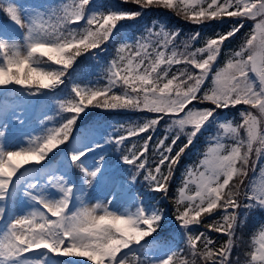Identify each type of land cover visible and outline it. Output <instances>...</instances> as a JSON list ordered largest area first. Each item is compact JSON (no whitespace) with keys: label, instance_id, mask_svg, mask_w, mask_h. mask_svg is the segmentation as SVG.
<instances>
[{"label":"snow or ice","instance_id":"1","mask_svg":"<svg viewBox=\"0 0 264 264\" xmlns=\"http://www.w3.org/2000/svg\"><path fill=\"white\" fill-rule=\"evenodd\" d=\"M129 3L138 10L103 9L93 0L50 5L0 0V120L11 116L20 123L25 103L56 96L78 59L99 58L125 20L154 7L198 26L235 18L228 30L205 37L199 47V31L177 44L180 29L154 22L139 37L116 45L103 83H72L39 133L14 148L0 143V221L7 217L0 228V264H264V225L249 237L243 259L233 258L242 243L238 229L250 212H264V0H119ZM245 20L254 22L252 28L217 66L225 43ZM17 96L24 103H15ZM194 102L211 107H189ZM241 105L247 107L239 111V122L220 115ZM91 109L151 115L121 124L103 143L77 140L63 159L48 164L72 142L75 125ZM165 118L169 122L150 161L154 133ZM209 126L214 133L172 198L183 246L166 245L162 255H150V238L160 229L164 210L146 205L139 193L123 209L111 207L118 193L107 202H89L86 189L111 183L130 191L141 178L147 194L167 197L182 156ZM142 136L143 143L123 147ZM105 144L122 151L119 176L104 167V156L89 160ZM10 201L26 210L11 215ZM217 212V219L204 224ZM200 225L203 231L193 230ZM210 232L226 239L217 247Z\"/></svg>","mask_w":264,"mask_h":264},{"label":"rangeland","instance_id":"2","mask_svg":"<svg viewBox=\"0 0 264 264\" xmlns=\"http://www.w3.org/2000/svg\"><path fill=\"white\" fill-rule=\"evenodd\" d=\"M96 1L97 0H95L93 3H95ZM112 1L114 2V4L118 5L116 0H112ZM28 2L33 3V4H37V5H50V4L58 3L59 0H28ZM94 6L99 7L98 5H94ZM154 22H156L157 25L162 24V25L167 26V24L165 22H162L161 19H155V20L151 21V23L148 24L147 26H145L144 28L139 29L135 32L126 34L125 36H123L121 38V40H119L118 42H114L115 43L114 47H111L108 50V46H107L106 50L99 54V58H95L94 64L91 67V70H92L91 73H87L85 75L77 76V78H75L73 80L69 79L70 82L65 83L64 86H62L60 92H58L57 95L54 97L53 96L43 97L40 99L39 102L32 101L31 103H25V110L23 111V115L20 116V119L23 120L24 123H20L18 120L13 119L11 116H9L8 119H6V120H0V133L3 134L2 136H0V143L5 144L9 148H14V147L18 146L19 144H21L27 136L39 133L46 125L49 124V122L45 120V117L54 115L56 101L58 99H62L64 97V95L68 93V91L71 88L72 83L75 82V83L83 84V83H88L90 81L91 82L99 81L100 83H103V79H102L103 68H104L106 62L109 61L115 55L116 45L123 42L125 39L130 41V40H133V39L139 37L142 33L145 32V30L147 28L152 27ZM234 22H235V18H225L223 21L213 20V21H210L208 23H205L203 25L198 26V25H195L193 23H189L186 21V23L191 24L189 26L188 31L184 30L183 27H178V28H170L168 26L167 27L169 29H180L181 30L180 31V37L177 40V44H180L181 41L185 40L189 34L199 31L201 33V36L195 42V46L199 47L203 43V40L205 37L213 35L217 30H220V31L228 30V28ZM253 23L254 22L252 20H245L244 26H246V30L242 34L243 36H239L238 41L232 40L231 43H233V45L229 41H227L225 43L222 54L220 55V57L217 61V66H223V64L227 58L228 52L230 50H235L240 46V44L243 42V40L245 38L246 33H248L249 30L252 28ZM122 24H123V22H122ZM175 70L176 69L174 67L173 71H175ZM70 77L71 76L69 75L68 78H70ZM9 96L11 97L12 93H9ZM14 102L15 103H24L23 98H19L18 96L16 98H14ZM193 106H195V107H211V105H209L207 103H198V102H194V104L190 105L189 107H193ZM245 107H247V106L241 105V106H238L236 108H229L228 110L221 112L220 115L222 117L235 118L236 122H239V120H240L239 111L241 110V108H245ZM231 110H236V111H231ZM132 112H134V111H132ZM150 115L151 114L145 113L141 117H137V116L132 117L130 119L123 121L122 123H101V122H99L96 125L94 124V126L91 127L89 130H84V131H81L82 128H79L73 134L74 139L72 140V142H70L66 146L65 145L61 146V149L56 151V152H58V154L56 156L52 155L53 157L52 158L50 157V159L47 163L54 165L58 160L63 159L64 152L68 151L71 148L72 143H75L77 140H80L84 143H89V144L91 142L103 143V139H102L103 137H106L108 135L113 134L114 131L120 132L119 126L121 124L126 125L129 122H135L138 120H143L144 118H147ZM168 122H169L168 119L165 118V120H163L160 123V125L157 127V129L154 133L152 146H150V150H149L150 161L155 158L153 155L155 142L157 139H159L164 134V131H165V128H166ZM5 125H6V127H5ZM211 133H214V126H209L208 131L204 132L203 135H200L197 137V139H201V143H202V145H200V144L196 145L199 148L198 153H196L195 155L192 156V157H194L192 162H188L184 165L183 170L180 173V175H178V177H175V176L173 177V179L177 178V181H176L177 182V188L180 186L182 174L184 173L185 169L190 165H194V164L198 163V161L201 157V154L205 150L209 135ZM120 134H122V132ZM195 141H194V143H195ZM183 142H184V139L182 137L180 143H183ZM133 143H136V144L143 143V136L139 137V138H136V137L130 138L128 141L125 142V145L123 147L126 149L127 147H130ZM194 143H193V145H194ZM116 151H118V153H120L122 155V151L117 150L115 145L105 144L102 148L96 149V151L93 152L89 156V160H91L92 157L99 158V156H104L105 157L104 167L106 169H108L110 172L119 176V174L124 169L121 167L120 161H117L116 164L112 163L113 160L116 158L115 156H113V154ZM181 160H182V158H181ZM181 160H180V162H181ZM262 162H264V161H262ZM136 185H140L139 182ZM135 186H133L131 188V190L129 191L127 186L124 189H120L119 184H117L116 187L114 188L111 183H101V184L95 186L94 188L86 189L85 195L87 196L90 203H94L96 200H101V201L107 202L108 199H112L113 196H116L118 193L119 195L113 201V204L111 205V207H113L114 209H123V208L129 206V204L131 203V197L136 194V192L134 190ZM157 196H158V198H157V202H158L160 200L159 199L160 195H157ZM163 197H165V196L163 195ZM145 204L151 205V203H149L148 201H146ZM152 206L156 207V205H152ZM169 208H170V206L167 203L166 209H163L164 210V219L161 223H163V225L169 226L171 228H175V235L177 237V240L176 241L175 240L170 241L169 243H166V241H164V239L161 238V236H160V238H159V236L150 238V241L154 242L153 252L150 253V255H162L163 254L162 249L166 245L180 244L181 246H183V238H182L183 230H181L179 228L178 223L174 219L175 208L171 212H169ZM8 210H9V213L11 215L15 216V215L22 214V212L26 209L24 208L23 203L17 202L15 204H13L10 201L8 204ZM219 215H220V213L217 212L212 217H206L204 219V224L210 223L212 220L217 219L219 217ZM6 219H7V217L5 218V221H6ZM5 221H0V228L3 227V224ZM261 225H264V217L258 223L259 227ZM193 230L197 231V232L203 231L204 226L203 225L196 226ZM209 235L217 240V242H218L217 247L219 246V242H222L224 239H226V237H224L222 235L215 234L214 232H210ZM60 259H61V261H70L74 258H60Z\"/></svg>","mask_w":264,"mask_h":264},{"label":"trees","instance_id":"3","mask_svg":"<svg viewBox=\"0 0 264 264\" xmlns=\"http://www.w3.org/2000/svg\"><path fill=\"white\" fill-rule=\"evenodd\" d=\"M116 2L118 3V6L124 7L126 9L138 10V6L135 4L129 3V4H124V5H119V0H116ZM95 4L104 9H106L108 6L116 5L114 4L112 0H97ZM155 19H161V21L165 22L167 26L170 28L183 27L184 30L186 31L189 30V26L191 25V24L186 23V21L180 16L175 15L174 12L171 10L154 7L149 10H146L142 16L136 19L123 21V24L121 25V29L117 33V38L115 39V41L110 42L107 45L108 50L111 47H114L115 45L114 42H118L126 34L132 33L139 29L144 28L145 26L150 24L151 21ZM245 30H246V26H244L233 38H231L228 41L230 43L232 40L238 41L239 36H243L242 34L245 32ZM231 44L233 45V43ZM94 60L95 58L88 56V55L80 57L76 65L74 66V70H71V74H70L71 77L67 78L65 80V83H69L70 80L77 78V76L91 73L92 72L91 67L94 64ZM231 111H236V110H231ZM143 114L145 113L132 112V111H104L101 109H91L87 112V114L83 115L82 119L78 120L77 124L75 125L74 131L75 129L78 130L79 128H82V130L84 129L89 130L91 127L94 126V124L96 125L99 122L101 123H122L123 121L130 119L132 117H136V116L141 117ZM198 144L202 145L201 139H196L194 145L190 146V148L186 150L185 154L182 157L181 162L179 163V166L175 169V175H174L175 177H178V175H180L186 163L193 161L194 157L192 156L198 153L199 151L198 146H196ZM57 154L58 152H56L55 155L53 156H56ZM53 156H51V158ZM113 156H115L116 158L113 160L112 163L116 164L117 161H119V157L121 156V154L118 153V151H116L113 154ZM176 181H177V178L173 179L170 182V187L167 193V197H163V195L160 193H152L150 195L147 194L148 189H147L145 182H143L142 178L139 181L140 185H136L134 190L136 191V194L139 193L141 196L144 197L145 202L148 201L149 203H151V205H156V207L166 209V205L168 203L170 206L169 212H171L175 208L172 198L176 195V190H177ZM157 195H160L159 196L160 200L158 202H157V198H158ZM263 217H264V212H261L259 210H254L249 213L246 223L241 228L238 229V235L242 238V243L240 247H237L236 249H234L233 258H235L237 254H239L241 259H243V252L247 248L249 237L256 230L259 229L258 223ZM156 235H159V236L161 235V238H163L164 241L166 242H169L170 240H175V241L177 240V237L175 235V228H171L169 226L163 225V223H161L160 229L153 236H156Z\"/></svg>","mask_w":264,"mask_h":264}]
</instances>
